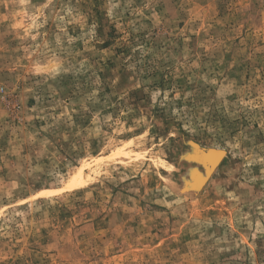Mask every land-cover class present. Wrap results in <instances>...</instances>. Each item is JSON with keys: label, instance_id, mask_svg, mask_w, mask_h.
<instances>
[{"label": "rangeland", "instance_id": "374dc122", "mask_svg": "<svg viewBox=\"0 0 264 264\" xmlns=\"http://www.w3.org/2000/svg\"><path fill=\"white\" fill-rule=\"evenodd\" d=\"M0 264H264V0H0Z\"/></svg>", "mask_w": 264, "mask_h": 264}]
</instances>
